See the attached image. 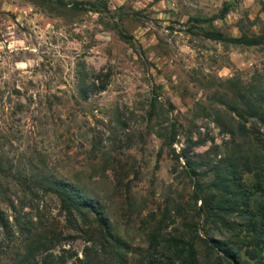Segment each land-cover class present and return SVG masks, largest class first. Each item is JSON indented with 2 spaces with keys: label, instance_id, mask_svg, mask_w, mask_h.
Segmentation results:
<instances>
[{
  "label": "rangeland",
  "instance_id": "obj_1",
  "mask_svg": "<svg viewBox=\"0 0 264 264\" xmlns=\"http://www.w3.org/2000/svg\"><path fill=\"white\" fill-rule=\"evenodd\" d=\"M40 1L0 0V127L11 140L0 149L21 174L3 181L0 264H182L168 237L192 241L195 264H235L207 241L238 247L244 233L205 223L182 153L203 183L264 154V125L243 102L264 94V44L189 29L260 34L264 0H107L102 14L71 10L99 0L56 11ZM227 4L222 19L189 22ZM255 173L244 172L251 187ZM44 178L76 184L100 214L33 187ZM263 202L257 193L252 208Z\"/></svg>",
  "mask_w": 264,
  "mask_h": 264
},
{
  "label": "trees",
  "instance_id": "obj_2",
  "mask_svg": "<svg viewBox=\"0 0 264 264\" xmlns=\"http://www.w3.org/2000/svg\"><path fill=\"white\" fill-rule=\"evenodd\" d=\"M43 6H50L52 4V10L56 11L64 9L69 6L64 0H41ZM47 3V4H46ZM230 5L227 4L222 10L220 15H216L210 19H191L189 22L195 24H202L205 22H214L216 20L225 17V14L229 12ZM71 10L102 14L104 11H109V4L107 0H99L98 2H77L73 3ZM232 11H230L231 13ZM119 30V35L125 40H133V37L126 34L122 29ZM193 35H200L201 37L213 41L221 42L235 46L245 47H258L264 44V32L255 35L242 34L238 37H227L223 32L216 28L210 30L200 29V33H196L192 29H189ZM245 110L244 114L250 118L257 119L264 125V94L260 95L259 99L244 98ZM243 113L240 115L245 116ZM1 122V119H0ZM174 137L173 142H175ZM0 143H11L9 136L6 135L3 128L0 127ZM2 149H0V194H5L4 180L9 179H21V174L16 173V166L10 161L4 159ZM182 156L187 159L188 174L194 182L196 200L201 202L200 211L204 215L205 223L216 228H222L230 232H236L238 235L243 234V239L239 240V246H235L228 241H220L214 238H209L207 243H210L212 247L222 252L227 258L233 261L235 264H264V202L257 209L252 208V198L257 193H264V186L262 187V180L264 178V154L255 155L254 160L251 162L248 158L244 164V170L240 165L231 163L226 169L215 170V177L211 183H203L200 179L194 178L196 175L195 163H192L188 158V154L184 151ZM176 158L180 156L176 155ZM243 166V165H242ZM256 171L255 176L258 183L253 187L246 184L243 179L244 172L250 173ZM37 183H33V187L40 188L43 191L57 195L61 203L65 207L74 208L76 210L85 207L87 209H93L100 214L99 207L95 202L89 199V197L82 192V190L74 183L56 180L52 178H44L43 180H37ZM25 184L26 181H25ZM30 190L33 189L30 187ZM7 203L13 209L17 210L15 201L8 198ZM238 216L243 218L242 223L232 221L228 217ZM0 222L3 228L8 227V222L5 221L3 213L0 211ZM103 223L102 220H100ZM104 226L106 224L103 223ZM246 240V241H245ZM166 244L175 247L179 251V258L182 260V264H195L197 261L195 247L192 241L184 240L183 238H166ZM120 247V244H116ZM246 247L245 256L243 258L241 249ZM18 264H25L20 262Z\"/></svg>",
  "mask_w": 264,
  "mask_h": 264
}]
</instances>
